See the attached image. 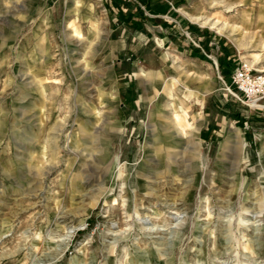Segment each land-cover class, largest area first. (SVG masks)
Instances as JSON below:
<instances>
[{
  "label": "rangeland",
  "instance_id": "rangeland-1",
  "mask_svg": "<svg viewBox=\"0 0 264 264\" xmlns=\"http://www.w3.org/2000/svg\"><path fill=\"white\" fill-rule=\"evenodd\" d=\"M260 6L0 0V264H264Z\"/></svg>",
  "mask_w": 264,
  "mask_h": 264
},
{
  "label": "built area",
  "instance_id": "built-area-1",
  "mask_svg": "<svg viewBox=\"0 0 264 264\" xmlns=\"http://www.w3.org/2000/svg\"><path fill=\"white\" fill-rule=\"evenodd\" d=\"M188 35V33L186 32ZM232 82L246 96L256 95L264 89V71L252 72V67L247 61L241 62L231 74Z\"/></svg>",
  "mask_w": 264,
  "mask_h": 264
},
{
  "label": "crops",
  "instance_id": "crops-1",
  "mask_svg": "<svg viewBox=\"0 0 264 264\" xmlns=\"http://www.w3.org/2000/svg\"><path fill=\"white\" fill-rule=\"evenodd\" d=\"M253 23L263 25L264 24V7L260 6L257 12H240L237 15V20L233 22L234 27L248 30L253 26Z\"/></svg>",
  "mask_w": 264,
  "mask_h": 264
},
{
  "label": "bare ground",
  "instance_id": "bare-ground-1",
  "mask_svg": "<svg viewBox=\"0 0 264 264\" xmlns=\"http://www.w3.org/2000/svg\"><path fill=\"white\" fill-rule=\"evenodd\" d=\"M198 21V20H197ZM214 25V24H213ZM215 26V25H214ZM217 29V28H216ZM258 71H264V68H261L260 70H258ZM179 126H180V124H179ZM181 127V126H180Z\"/></svg>",
  "mask_w": 264,
  "mask_h": 264
}]
</instances>
